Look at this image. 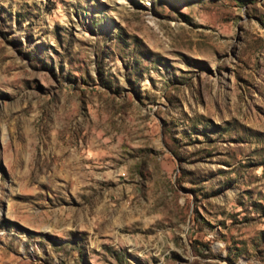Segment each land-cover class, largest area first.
Masks as SVG:
<instances>
[{
	"label": "rangeland",
	"instance_id": "obj_1",
	"mask_svg": "<svg viewBox=\"0 0 264 264\" xmlns=\"http://www.w3.org/2000/svg\"><path fill=\"white\" fill-rule=\"evenodd\" d=\"M0 264H264V0H0Z\"/></svg>",
	"mask_w": 264,
	"mask_h": 264
}]
</instances>
